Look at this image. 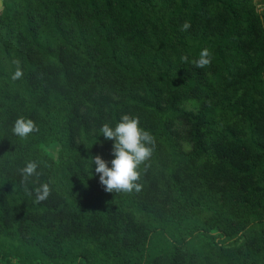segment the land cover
I'll return each instance as SVG.
<instances>
[{
  "label": "trees",
  "instance_id": "obj_1",
  "mask_svg": "<svg viewBox=\"0 0 264 264\" xmlns=\"http://www.w3.org/2000/svg\"><path fill=\"white\" fill-rule=\"evenodd\" d=\"M1 1L0 264H264V8ZM204 48L211 65L196 68ZM123 114L155 138L139 192L85 172L95 155L111 167L99 129ZM20 116L39 127L24 140ZM30 160L42 175L25 187Z\"/></svg>",
  "mask_w": 264,
  "mask_h": 264
},
{
  "label": "clouds",
  "instance_id": "obj_2",
  "mask_svg": "<svg viewBox=\"0 0 264 264\" xmlns=\"http://www.w3.org/2000/svg\"><path fill=\"white\" fill-rule=\"evenodd\" d=\"M191 27L190 22L185 21L181 25V31H187ZM212 53L210 49L204 48L199 53L198 59L191 61L196 68H206L211 65ZM182 61L188 63V56H183ZM16 70L12 75L13 80L23 78L24 71L21 61L16 59L13 61ZM37 123L24 116L18 117L12 127V133L22 140L27 139L31 134L38 132ZM100 133L108 140H114L113 154L115 158L109 162L101 155H95L88 158L90 166L86 165L85 172L90 173L89 177L99 174L100 183L105 186L107 192L115 193H132L139 192L142 188L139 183L141 178L140 166L145 164L152 156L155 147V138L153 135L141 128L140 118L130 114H123L115 127L109 123H104L99 129ZM95 164V173L92 172V165ZM39 163L30 160L19 170L21 175V184L25 187L29 183L31 177H39L42 175L37 169ZM35 202L39 203L49 198L52 188L50 183L40 184L34 189ZM27 195L31 196L32 191H27Z\"/></svg>",
  "mask_w": 264,
  "mask_h": 264
},
{
  "label": "rangeland",
  "instance_id": "obj_3",
  "mask_svg": "<svg viewBox=\"0 0 264 264\" xmlns=\"http://www.w3.org/2000/svg\"><path fill=\"white\" fill-rule=\"evenodd\" d=\"M256 1H257L260 8H264V0H256ZM1 2L2 1L0 0V4H1Z\"/></svg>",
  "mask_w": 264,
  "mask_h": 264
}]
</instances>
